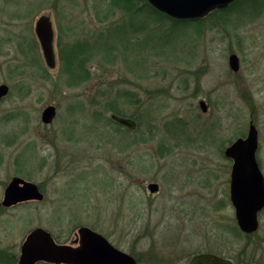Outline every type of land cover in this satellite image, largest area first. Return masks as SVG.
<instances>
[{
  "label": "rangeland",
  "instance_id": "obj_1",
  "mask_svg": "<svg viewBox=\"0 0 264 264\" xmlns=\"http://www.w3.org/2000/svg\"><path fill=\"white\" fill-rule=\"evenodd\" d=\"M111 3L0 0V85L10 87L0 103V251L16 257L0 264H18L38 227L60 243L88 227L139 264H189L200 253L264 264V210L257 232L240 230L225 156L253 122L264 174V0L197 23L155 21L159 29L149 24L141 46L130 31L127 51L96 57L92 76L77 82L62 68L59 40L107 38L122 28V11L98 14ZM41 16L53 24L54 68L36 35ZM48 106L57 109L50 125L42 122ZM115 109L138 131L114 123ZM14 177L40 186L45 199L1 206Z\"/></svg>",
  "mask_w": 264,
  "mask_h": 264
},
{
  "label": "water",
  "instance_id": "obj_2",
  "mask_svg": "<svg viewBox=\"0 0 264 264\" xmlns=\"http://www.w3.org/2000/svg\"><path fill=\"white\" fill-rule=\"evenodd\" d=\"M153 8L166 16L178 20H202L217 10H225L237 0H145ZM36 35L40 42L48 67L56 66L54 49L55 33L49 17L41 16L36 22ZM230 68L238 72L240 59L233 54L229 58ZM10 94L7 84L0 85V103ZM205 112L206 103H200ZM57 115L55 106H48L42 114V122L50 125ZM111 119L131 131L137 123L130 118L112 114ZM259 131L252 122L245 138H238L225 151V156L233 160L230 198L235 208L236 220L245 234L259 230V215L264 210V174L259 164ZM151 193L159 190L158 184L149 185ZM45 199L35 183L14 177L4 192L1 205L12 208L18 204ZM79 238L71 243H59L44 228L33 229L20 247L19 264H139L131 254L115 247L106 237L88 227L78 230ZM189 264H235L233 260L212 253L194 255Z\"/></svg>",
  "mask_w": 264,
  "mask_h": 264
},
{
  "label": "trees",
  "instance_id": "obj_3",
  "mask_svg": "<svg viewBox=\"0 0 264 264\" xmlns=\"http://www.w3.org/2000/svg\"><path fill=\"white\" fill-rule=\"evenodd\" d=\"M112 3L109 6H104L105 9L98 11L99 16H110L113 13L114 9H118L124 13V25L123 27H117L116 31L111 30L115 38L113 39L112 44L108 41V44L105 40L112 39L110 36L111 31L107 33V38L103 34H100L97 37H90L85 38L84 40H78L76 42H63L59 40V53L60 59L62 62L63 70L67 71L68 74H71L74 80L77 82L81 80H85L92 76L90 72V68H88V63L92 62L93 59L103 55L106 59H113L115 58V54H119L123 51H127L129 46L125 43L126 39L128 38V33L131 31L132 34L138 37L136 39V43L141 46L143 44H147L148 40V33L150 29H159L153 26V23L158 20L164 21H171L173 23H197L202 22L203 20H189V21H178L174 20L165 14L160 13L155 8H153L147 1L145 0H109ZM255 1V0H254ZM258 1V0H256ZM244 0H237L233 3L229 8L225 10H217L214 13H225L228 12V9L236 7L241 12H243V5ZM111 9V10H109ZM244 13V12H243ZM101 19V17H100ZM103 20V19H101ZM104 21V20H103ZM151 24V28L149 27ZM115 27V26H113ZM91 38V39H90ZM134 39V38H133ZM119 42V44H118ZM129 44V43H128ZM123 47V51L121 48ZM114 114H117L122 117L124 116L119 110H113ZM134 120V119H133ZM115 123V122H114ZM138 125V124H137ZM120 126V125H118ZM122 127V126H120ZM139 126L137 127V131ZM59 242V240L57 239ZM11 256L12 262H15L14 255L7 254L4 251H0V259L5 260V257ZM44 264V263H41Z\"/></svg>",
  "mask_w": 264,
  "mask_h": 264
},
{
  "label": "flooded vegetation",
  "instance_id": "obj_4",
  "mask_svg": "<svg viewBox=\"0 0 264 264\" xmlns=\"http://www.w3.org/2000/svg\"><path fill=\"white\" fill-rule=\"evenodd\" d=\"M201 102H202V101H201ZM201 102H200V103H201ZM205 103H206V102H205ZM200 106H201V105H200ZM208 108H209V107H208V104L206 103V109H207V110H206L205 112H204L203 110H202V111H203L204 113H206V112L208 111ZM137 127H138V126H137ZM136 130H137V129H136ZM136 130H135V131H136ZM240 138H245V137H240ZM233 164H234V162H233ZM158 186H159V185H158ZM39 188H40V186H39ZM148 188H149V186H148ZM159 189H160V187H159ZM40 190H41V188H40ZM158 191H159V190H158ZM156 193H157V192H156ZM26 203H27V202H26ZM22 204H24V203H22ZM18 205H20V204H18ZM18 205H16V206H18ZM1 206H2V205H1ZM14 207H15V206H14ZM12 208H13V207H12ZM59 243H60V242H59ZM70 243H71V242H70ZM200 254H201V253H200ZM212 254H213V253H212ZM196 255H197V254H196ZM216 255H217V254H216ZM219 256H220V255H219ZM224 258H226V257H224ZM19 259H20V257H19L18 260H17L18 264H19ZM226 259H230V258H226ZM231 260H232V259H231ZM233 262H234V261H233ZM38 264H39V263H38Z\"/></svg>",
  "mask_w": 264,
  "mask_h": 264
}]
</instances>
